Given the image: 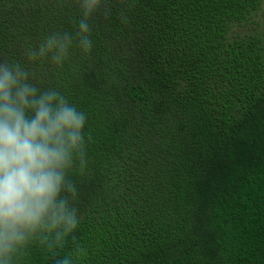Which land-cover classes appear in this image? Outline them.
Returning a JSON list of instances; mask_svg holds the SVG:
<instances>
[{
  "label": "trees",
  "instance_id": "1",
  "mask_svg": "<svg viewBox=\"0 0 264 264\" xmlns=\"http://www.w3.org/2000/svg\"><path fill=\"white\" fill-rule=\"evenodd\" d=\"M103 2L85 53L78 0H0V63L86 115L78 228L15 264H264V0Z\"/></svg>",
  "mask_w": 264,
  "mask_h": 264
},
{
  "label": "clouds",
  "instance_id": "2",
  "mask_svg": "<svg viewBox=\"0 0 264 264\" xmlns=\"http://www.w3.org/2000/svg\"><path fill=\"white\" fill-rule=\"evenodd\" d=\"M78 3L79 47L89 53V19L108 10L103 0ZM71 46L69 34H54L26 56L30 62L50 57L60 65ZM28 77L19 63H0V264H15L32 242L63 248L80 223L72 203L78 190L68 175L87 164L86 115L57 91L40 92ZM58 264H73V257Z\"/></svg>",
  "mask_w": 264,
  "mask_h": 264
},
{
  "label": "rangeland",
  "instance_id": "3",
  "mask_svg": "<svg viewBox=\"0 0 264 264\" xmlns=\"http://www.w3.org/2000/svg\"><path fill=\"white\" fill-rule=\"evenodd\" d=\"M260 22L262 23V28L264 29V4L262 6V10L260 11Z\"/></svg>",
  "mask_w": 264,
  "mask_h": 264
}]
</instances>
